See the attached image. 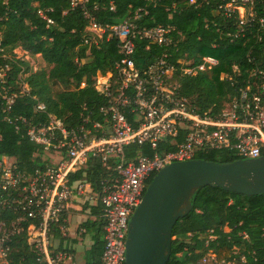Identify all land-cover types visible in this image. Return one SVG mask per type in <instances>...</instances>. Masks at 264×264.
<instances>
[{
    "label": "built area",
    "instance_id": "2783aa9c",
    "mask_svg": "<svg viewBox=\"0 0 264 264\" xmlns=\"http://www.w3.org/2000/svg\"><path fill=\"white\" fill-rule=\"evenodd\" d=\"M86 0H71V6L84 8ZM204 0H188L197 5ZM254 0H223L216 11L224 18L235 19L236 32L227 33L231 39L244 37V26L255 18ZM142 8L115 25H100L89 17L83 42L98 46L104 39L115 38L120 58L104 74H96L93 86L105 98L99 107L100 119L82 115L78 124L67 127L54 115L48 114L44 123L31 124L23 116L9 114L15 99L26 94L23 84L13 88L7 84L6 65L0 71V93L4 101V119L16 130L26 126L29 140L42 146L46 163L31 173L19 169L14 158L0 160V209L10 211L14 218L0 220V264L10 263L11 242L24 232L41 264H64L72 254L67 249L52 246V229L63 231V219L69 209H80L86 203H98L104 220L101 264H125V241L128 221L140 203L150 177L174 161L198 158L211 150L229 149L239 158L261 156L264 147V65L254 57L250 75L257 77L255 91L249 86L240 88L228 102L215 112H199L188 98L181 96L175 84L174 73L185 74L211 69L218 58L200 55L194 58L174 55L183 39L182 33H171V26H154L134 30V20ZM40 15L48 19L42 12ZM264 26V17L258 18ZM143 40L145 49L151 44L162 48L151 60L138 63L134 56L135 40ZM218 43H213L216 47ZM250 59V58H249ZM233 71L237 65H233ZM228 77L221 73V77ZM84 83H82L83 85ZM37 102L36 110H44ZM182 139L175 150L162 154L136 153L125 155L130 144H148L155 148L163 140ZM11 158V159H10ZM10 159V160H8ZM89 159H97L104 167L100 190L95 192L85 178H72L87 167ZM80 206V208H79ZM209 235V238H212ZM240 264L245 257L240 256ZM197 264H237L218 260L209 251Z\"/></svg>",
    "mask_w": 264,
    "mask_h": 264
},
{
    "label": "trees",
    "instance_id": "16d2710c",
    "mask_svg": "<svg viewBox=\"0 0 264 264\" xmlns=\"http://www.w3.org/2000/svg\"><path fill=\"white\" fill-rule=\"evenodd\" d=\"M222 1L204 0L192 5L188 0H86L83 8L71 6V0H0V71L8 66L6 86L19 88L26 84L28 87L26 94L15 99L8 115L23 116L31 124H39L46 122L51 114L67 127L78 124L84 114L100 119L98 110L105 98L94 88L93 77L110 70L120 54L113 37L102 40L98 46L83 42L90 33L85 11L96 23L105 26L121 23L142 8L134 20L135 31L171 26V33L183 35L174 55L192 57L194 62L203 54L218 58L211 69L195 74L178 69L174 73L179 94L188 98L199 112H215L240 88L249 86L250 90H257L258 79L250 75V69L254 65L253 57L264 65V26L258 22V18L264 17V0H254L255 18L244 26L246 34L238 39L227 36L236 32L235 19L224 18L216 11ZM40 12L52 22L48 23ZM213 43L218 45L213 47ZM17 47L31 55L39 54L45 66L32 70L27 61L15 58L13 50ZM161 50L155 44L145 49L143 40H135L134 56L138 63L151 60ZM221 73L230 78L221 77ZM1 86L0 81V89ZM39 101L45 105L42 111L35 109ZM3 105L0 93V160L14 158L20 170L31 173L46 163L43 148L29 140L24 124L20 123L16 130L4 119ZM181 139L182 134L175 140L159 142L155 148L130 144L125 147V155L131 158L136 153L162 154L175 150ZM197 157L216 162L239 158L229 149L211 150ZM83 172L92 189L98 192L103 165L97 159H89L87 167L72 178H80ZM90 214L94 218H87L84 227L102 231L100 204L90 206ZM13 218L10 211L0 209V220L9 222ZM52 234V238H61L56 226ZM171 235V254L165 264H197L209 251L225 262L240 264L243 255L244 264H264V192L244 195L214 185L202 186L194 192L190 211L176 221ZM102 249L103 241L96 238L87 264H101ZM9 264H41L37 252L27 242L26 233L13 237Z\"/></svg>",
    "mask_w": 264,
    "mask_h": 264
},
{
    "label": "water",
    "instance_id": "95a60500",
    "mask_svg": "<svg viewBox=\"0 0 264 264\" xmlns=\"http://www.w3.org/2000/svg\"><path fill=\"white\" fill-rule=\"evenodd\" d=\"M205 185L244 195L264 192V155L230 162L195 158L165 165L148 183L128 221L125 264H165L174 224L190 211L194 192Z\"/></svg>",
    "mask_w": 264,
    "mask_h": 264
},
{
    "label": "crops",
    "instance_id": "0c3cea01",
    "mask_svg": "<svg viewBox=\"0 0 264 264\" xmlns=\"http://www.w3.org/2000/svg\"><path fill=\"white\" fill-rule=\"evenodd\" d=\"M96 203L89 204L86 203L84 206L88 211V217H93L90 214V206L95 205ZM80 209H69L63 219V231H60L61 238H52V246L58 249H67L71 252L72 258L70 261H66L64 264H87L90 258V250L92 249L96 238L102 241V231H97L95 227H91L87 230L81 220V216L84 214L79 213ZM78 216L80 217L78 219ZM86 216V215H85ZM94 218V217H93ZM80 223H77V222Z\"/></svg>",
    "mask_w": 264,
    "mask_h": 264
},
{
    "label": "rangeland",
    "instance_id": "374dc122",
    "mask_svg": "<svg viewBox=\"0 0 264 264\" xmlns=\"http://www.w3.org/2000/svg\"><path fill=\"white\" fill-rule=\"evenodd\" d=\"M13 52L15 54V58H20L22 60L27 61L32 70L40 69V68L45 66V64L42 61L39 54L31 55L30 53L22 50L20 47L15 48L13 50ZM22 75L26 76L25 74H22ZM22 75H21V77H23ZM10 159H8V160H10ZM79 208H80V206H79ZM81 210L82 211H80L79 213L84 214V215H83V217L81 216V218L78 216V219L79 218L81 219V220H79L80 222L83 221V219L88 217V214H87L88 210L84 206H81ZM79 221L77 223H80Z\"/></svg>",
    "mask_w": 264,
    "mask_h": 264
}]
</instances>
